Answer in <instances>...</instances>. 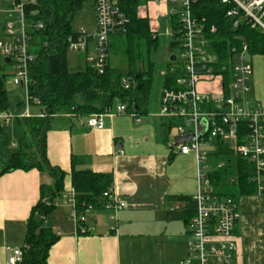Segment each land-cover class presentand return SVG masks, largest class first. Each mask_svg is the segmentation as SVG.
I'll use <instances>...</instances> for the list:
<instances>
[{
  "label": "built area",
  "instance_id": "1",
  "mask_svg": "<svg viewBox=\"0 0 264 264\" xmlns=\"http://www.w3.org/2000/svg\"><path fill=\"white\" fill-rule=\"evenodd\" d=\"M165 1L167 19L175 17L176 27L164 35L168 45H173L177 52L171 61H178L176 68L180 74L172 88H162L156 110L147 115L164 124H173L174 139L193 137L190 142L178 146L171 142L180 155L194 156L197 184L191 197L193 216L186 225L187 256L178 264H235L237 201L215 194L210 174L223 170L226 163L218 161L214 164L209 155L215 149V140L229 145L234 157L251 164L250 182L255 185V195H264V109L253 98L251 55L247 45L239 42L227 46L222 59L215 52L219 46H215L211 37L216 28L207 27L206 21L193 13L197 0ZM221 4L229 7L225 16L234 29L245 22L250 29L264 33V0H221ZM34 5L35 0H0V67L6 69L11 84L24 95L19 111L0 113V128L32 118L30 106L39 104L38 100L28 96L29 71L35 59L30 53L32 32L42 29L40 23L27 22V10ZM93 11V31L75 30L67 38L66 48L68 54L83 56L85 66L102 75L109 65V39L125 34L129 19L115 0H93ZM28 15L35 16L36 12L31 10ZM157 38V32H153L151 39ZM5 59L9 60L8 64L4 63ZM120 85L128 91L135 87V82L122 77ZM123 115L130 116L135 124L141 122L139 114L127 112L125 105L116 103L102 114L88 116L86 126L102 130L104 117ZM34 117H43V114ZM237 183V173L228 177L227 184ZM103 198L106 203L102 211L108 212V219L113 223L109 232H115L119 227L116 213L125 207L124 203L116 200L112 189L104 193ZM52 205L54 208L65 205L77 232L87 233L86 214L95 211L92 206L78 212L72 190L62 193ZM26 250L25 244L6 247V264H22Z\"/></svg>",
  "mask_w": 264,
  "mask_h": 264
},
{
  "label": "crops",
  "instance_id": "2",
  "mask_svg": "<svg viewBox=\"0 0 264 264\" xmlns=\"http://www.w3.org/2000/svg\"><path fill=\"white\" fill-rule=\"evenodd\" d=\"M156 10L158 17L147 18L151 32L166 20L168 5ZM94 22L95 17L93 28ZM142 112L138 124L128 115L104 117L102 130L88 128L87 117L54 118L46 155L65 173L63 193L71 190L72 168L109 174L114 196L125 207L116 213L115 232H109L108 212L87 213L86 234L77 232L65 205L56 208L46 226L59 239L48 251L47 264H178L187 256L185 202L174 199L195 194V159L180 155L171 146L174 135L166 139L163 123L149 117L147 108ZM41 185L51 186L52 179L37 170L0 177V264H6V247L24 244ZM237 213L235 264H264V195L238 198Z\"/></svg>",
  "mask_w": 264,
  "mask_h": 264
},
{
  "label": "trees",
  "instance_id": "3",
  "mask_svg": "<svg viewBox=\"0 0 264 264\" xmlns=\"http://www.w3.org/2000/svg\"><path fill=\"white\" fill-rule=\"evenodd\" d=\"M86 0H35V5L27 10V22L40 23L41 30L32 32L33 45L30 53L35 56L29 71V91L31 99L39 101L43 117H32L17 120L21 126L18 144L12 151L5 152L9 143L7 127L0 128V177L13 171L37 170L47 174L52 179L51 186L41 185L40 201L32 208L26 223L24 252L22 264H47L49 249L58 241L46 221L56 208L52 202L63 193L65 173L52 167L46 155V136L53 128V120L57 116L71 115L75 117H88L102 114L116 103L126 106L127 112L143 114L146 107V94L150 83L149 75L151 65L145 69L137 68L143 55L135 53L145 49L146 55L150 46H155L157 40H152L153 32L150 30L147 18L137 16L136 7L138 0H117L119 9L129 19L125 34L117 35L123 38V56L127 59L129 67L128 76L111 69L110 66L102 75H98L88 67L80 71H71L67 63L66 40L74 34L71 26L73 18L79 12ZM228 6L221 4V0H197L193 6L195 16L204 19L206 26H214L216 33L211 37L219 57L223 59L227 46L238 45L244 42L249 54L264 56V33L252 30L245 23L237 28L232 27V22L225 14ZM35 11V16H29V11ZM170 26L176 27V18L168 19ZM170 50L174 49L169 45ZM110 50V44H109ZM6 69L0 67V113L5 111H19L22 103L17 99L12 106L9 103L5 83L8 76ZM176 67L168 66L163 79L162 88H172L179 77ZM122 77L131 78L135 87L125 91L121 88ZM227 79L226 75H224ZM165 137H169L173 124H164ZM243 126L239 127L240 132ZM241 138L239 143H241ZM214 151L209 159L215 164L224 161L223 170L210 174L214 192L220 197H229L237 201L240 197L255 195V185L250 182L252 166L247 161L234 157L229 145L222 141L213 142ZM237 173V185L227 184L229 176ZM113 184L109 174H96L92 171H71V190L74 193V202L78 212L85 211L87 206H92L95 211H102L106 203L103 194L108 192ZM174 200L185 202V224L193 216L194 203L189 197H179Z\"/></svg>",
  "mask_w": 264,
  "mask_h": 264
},
{
  "label": "rangeland",
  "instance_id": "4",
  "mask_svg": "<svg viewBox=\"0 0 264 264\" xmlns=\"http://www.w3.org/2000/svg\"><path fill=\"white\" fill-rule=\"evenodd\" d=\"M92 3L93 0H86V3L84 4L83 8L76 13L71 23V26L74 31L80 28H84L90 32L93 31L92 26L94 12L92 8ZM163 4H165L167 8L165 0H138L136 12L140 15H144L148 19L153 18V15L154 17H158L156 8L163 6ZM171 30L172 27L170 26L169 20L167 18L166 20L161 19V21L158 23V30L156 31L159 36V39L157 40L158 42L156 44V49L155 46L151 45L150 50L147 52V55L144 48L140 51H135V53H141L144 56L137 68L141 70L145 67L146 69L147 64L151 65V72L149 75L150 83L146 94H144L147 102L145 107L150 112L155 111L158 106L160 93L162 90V79L168 66L170 65L171 67H177L179 65L178 61H171V57H176L177 52L175 49L170 50V48H168V38L164 35L166 32H169ZM109 41L110 68L116 70L124 76H128L129 67L127 65V59L123 56V46L121 45L123 38L111 36ZM250 59L253 69V98L264 109V56L253 55L250 56ZM67 63L71 71H80L86 67L83 56L67 54ZM5 90L8 93L9 103L12 106L15 104L17 99L21 103L24 102L23 92L15 88L11 84L9 78H7V81L5 83ZM41 114L42 111L39 106H30L29 115L31 117L40 116ZM7 132L9 136V143L4 150L5 152L12 151L17 146L18 138L21 133V126L17 122H12L7 127ZM174 133V130H171L170 136H173ZM2 167L3 165L0 164V168Z\"/></svg>",
  "mask_w": 264,
  "mask_h": 264
},
{
  "label": "water",
  "instance_id": "5",
  "mask_svg": "<svg viewBox=\"0 0 264 264\" xmlns=\"http://www.w3.org/2000/svg\"><path fill=\"white\" fill-rule=\"evenodd\" d=\"M4 63L5 64H8L9 63V60L8 59H5L4 60ZM192 136H187V137H179V138H176L175 141H174V144L175 145H181V144H185V143H188L192 140Z\"/></svg>",
  "mask_w": 264,
  "mask_h": 264
}]
</instances>
